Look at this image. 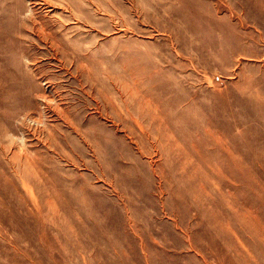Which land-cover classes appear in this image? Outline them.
Here are the masks:
<instances>
[{
    "label": "rangeland",
    "instance_id": "obj_1",
    "mask_svg": "<svg viewBox=\"0 0 264 264\" xmlns=\"http://www.w3.org/2000/svg\"><path fill=\"white\" fill-rule=\"evenodd\" d=\"M19 1L0 264H262L264 0Z\"/></svg>",
    "mask_w": 264,
    "mask_h": 264
},
{
    "label": "bare ground",
    "instance_id": "obj_2",
    "mask_svg": "<svg viewBox=\"0 0 264 264\" xmlns=\"http://www.w3.org/2000/svg\"><path fill=\"white\" fill-rule=\"evenodd\" d=\"M89 1H90V3H93L95 0H89ZM14 2H15L16 5L20 4V1L19 0H14ZM36 2H38V1L36 0ZM39 3L45 4L46 7H51V8H55V9H61V10H64V11H66L67 9H71L70 1L69 0H42V1L39 0ZM79 7L83 8L82 5H80ZM71 17L73 19H76L77 21L78 20H82V19L84 21H86V22L89 21L88 18H83L78 13H73L71 15ZM251 229H252L253 234L255 236V240L253 241L252 246L254 245L257 248L264 247V228H263L262 232L261 231L257 232L255 230L254 226H252ZM243 259H244L245 262L247 261L246 258H243ZM254 264H258L257 261L254 260ZM262 264H264V261H263Z\"/></svg>",
    "mask_w": 264,
    "mask_h": 264
}]
</instances>
